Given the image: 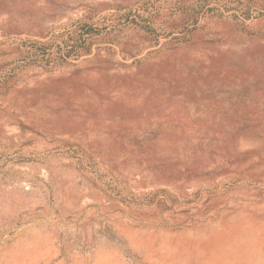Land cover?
Segmentation results:
<instances>
[{"label":"rangeland","instance_id":"374dc122","mask_svg":"<svg viewBox=\"0 0 264 264\" xmlns=\"http://www.w3.org/2000/svg\"><path fill=\"white\" fill-rule=\"evenodd\" d=\"M0 264H264V0H0Z\"/></svg>","mask_w":264,"mask_h":264},{"label":"trees","instance_id":"16d2710c","mask_svg":"<svg viewBox=\"0 0 264 264\" xmlns=\"http://www.w3.org/2000/svg\"><path fill=\"white\" fill-rule=\"evenodd\" d=\"M88 39H89V37L83 36L82 32H80V31L75 33V43L80 45V47L78 49H82V47L85 46V43L88 41Z\"/></svg>","mask_w":264,"mask_h":264}]
</instances>
